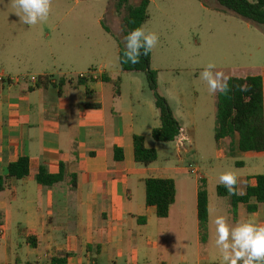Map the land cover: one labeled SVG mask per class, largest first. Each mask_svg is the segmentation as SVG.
Wrapping results in <instances>:
<instances>
[{
    "label": "crops",
    "instance_id": "1",
    "mask_svg": "<svg viewBox=\"0 0 264 264\" xmlns=\"http://www.w3.org/2000/svg\"><path fill=\"white\" fill-rule=\"evenodd\" d=\"M10 1L0 0V76L5 79L0 83V177L20 158L28 160L29 174L6 181L0 192V264H51L54 259L61 264H225L222 255L213 260L210 254L216 246V225L209 197L206 253L202 250L198 179L191 186L184 175L187 168H144L134 161L133 137H142L146 148L155 149L148 139L160 126L154 101L144 95L139 80L120 68L110 69L104 59L90 60L92 50L79 51L86 52L77 56L85 61L80 67L65 51H46L37 44L38 37L27 38L29 25ZM63 20L54 18L53 29ZM32 26L36 33L45 31L47 19ZM90 69L98 70V78L78 84L76 77ZM153 70L158 78L159 69ZM28 77L36 82L20 81ZM7 78L17 81L8 83ZM164 98L181 126L170 99ZM149 116L152 123L145 120ZM181 129L189 142L186 129ZM226 140L218 143L219 159L229 152ZM115 149L122 151V161L115 160ZM41 168L57 177L55 184L36 182ZM263 174L236 177L237 196ZM147 178L174 182L175 200L165 219L146 206ZM178 183L185 187V198L180 199ZM229 207L226 213L217 211L215 218L224 216L230 227L245 222L264 226V203L253 213L238 204L233 214L230 200Z\"/></svg>",
    "mask_w": 264,
    "mask_h": 264
},
{
    "label": "rangeland",
    "instance_id": "2",
    "mask_svg": "<svg viewBox=\"0 0 264 264\" xmlns=\"http://www.w3.org/2000/svg\"><path fill=\"white\" fill-rule=\"evenodd\" d=\"M75 1H78L77 6ZM139 1L128 0V3L137 5ZM148 1V19L141 27L145 32H155L159 37L151 50L150 64L152 70L159 69L158 94L170 99L181 126L189 136V142L185 143L186 152H178L175 143H158L149 138L150 145L155 147L156 150H153L157 153L153 166L158 169L175 166L188 168L189 165L197 168V176L189 172L184 175L191 186L200 176L206 179L207 201L209 197L214 221L217 211L226 213V209L230 210V198L220 197L216 191L222 185L220 175L231 172L238 177L264 171V155L250 157L232 152L229 149L231 143L226 140L223 145L229 152L226 150L223 152L224 158H217L220 148L214 133L216 98L220 92L213 93L201 73L209 64H213V72H222L230 78L264 76V27L244 21L220 8L214 0ZM70 9L71 13L67 14ZM124 14L123 11L115 13L113 0H51L45 31L36 33L32 25L23 31L31 41L38 37L37 44L46 51L69 53L77 67L85 64L77 56H84L86 52L79 51L88 49L93 51L94 56L90 60L104 59L110 69L119 70L117 51L122 44ZM113 16L115 22L112 25ZM56 17L64 20L58 29H53ZM71 18L78 21H70ZM134 76L139 80L144 95L152 101L144 75L140 73ZM145 120L152 123L150 116ZM178 160H181L180 164ZM184 188L178 183L180 199L186 197ZM226 223L232 224L231 221ZM205 242L202 248L204 253L207 248ZM210 254L213 260L222 255L216 246Z\"/></svg>",
    "mask_w": 264,
    "mask_h": 264
},
{
    "label": "trees",
    "instance_id": "3",
    "mask_svg": "<svg viewBox=\"0 0 264 264\" xmlns=\"http://www.w3.org/2000/svg\"><path fill=\"white\" fill-rule=\"evenodd\" d=\"M116 14L125 13L122 18V44L119 45L118 63L122 73L143 74L148 90L151 92L154 107L158 111L160 126L151 131V137L158 143H172L178 137L181 130L179 122L173 115L167 100L158 94L157 72L151 69V51L147 56H141L139 63L124 62L125 37L135 28L141 27L146 20L148 0H141L137 5H129L128 0H113ZM224 10L232 12L244 21L264 27V0H214ZM82 80H78L80 84ZM260 76L246 78H230L228 80L229 91L219 93L216 98V127L214 139L220 141L229 140L233 145L231 150L235 153H263L264 152V109L263 89ZM246 91L241 90V86ZM115 160L122 161V151L115 149ZM134 161L144 168L149 167L157 160V153L153 149H147L144 140L140 136L133 137ZM238 165V164H236ZM6 177H0V192L5 188L8 180H22L28 177V160L20 158L8 165ZM36 182L41 186H51L56 183L57 177L49 176L41 168L36 175ZM255 185L247 186L243 196H237L235 185L234 193H230L224 185L216 188L220 197L228 196L231 202V211L235 214L238 204H245L246 210L253 213L257 205L264 203V175L254 177ZM145 203L149 208H154L156 217L165 219L168 217L170 207L175 200L174 182L170 179L147 178L144 181ZM255 202L250 205V201ZM197 219L201 243L205 242L207 231V192L206 181L198 179L197 182ZM144 221V219H141ZM51 264H61L54 259Z\"/></svg>",
    "mask_w": 264,
    "mask_h": 264
},
{
    "label": "clouds",
    "instance_id": "4",
    "mask_svg": "<svg viewBox=\"0 0 264 264\" xmlns=\"http://www.w3.org/2000/svg\"><path fill=\"white\" fill-rule=\"evenodd\" d=\"M13 3L19 10L15 14L28 25L45 21L51 7V0H13ZM158 39L155 32H145L143 27L132 30L125 37L124 62L139 63L140 57L147 56L158 43ZM214 68L215 65L209 64L201 73V77L207 81L213 93L217 91L227 93L230 77L222 72H213ZM241 90L247 89L242 85ZM219 182L230 193H234L233 186L236 184L234 174L228 172L220 175ZM214 223L216 225L215 244L225 264H264V226L245 222L230 227L224 216H217Z\"/></svg>",
    "mask_w": 264,
    "mask_h": 264
},
{
    "label": "built area",
    "instance_id": "5",
    "mask_svg": "<svg viewBox=\"0 0 264 264\" xmlns=\"http://www.w3.org/2000/svg\"><path fill=\"white\" fill-rule=\"evenodd\" d=\"M98 70L97 69H90L87 73L85 74H80L76 77V80H87V79H97L98 78ZM4 77L0 76V83L4 82ZM14 80L12 78H7L6 82L8 83H12ZM20 81H28L29 83L34 84L36 82V78L34 77H28V78H22ZM188 142V138L184 135V132L182 131V129L179 132L178 137L175 139L174 143L176 144L177 150H183L184 149V145L185 143ZM188 171L189 173H191L192 175H197L198 170L194 167H192L191 165L188 166Z\"/></svg>",
    "mask_w": 264,
    "mask_h": 264
}]
</instances>
